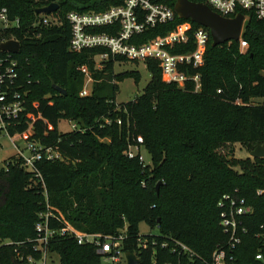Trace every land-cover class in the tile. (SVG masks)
<instances>
[{"label":"trees","instance_id":"16d2710c","mask_svg":"<svg viewBox=\"0 0 264 264\" xmlns=\"http://www.w3.org/2000/svg\"><path fill=\"white\" fill-rule=\"evenodd\" d=\"M120 1L58 0L56 11L38 14L36 10L52 0H0V8L7 7L10 18L19 21V26L0 28V42L20 41L13 57L28 92L25 110L10 132L24 131L33 123L30 139L61 154L60 159L37 161L38 172L28 171L17 157L5 160L0 169V264H25L19 256L33 253V248L20 242L37 236L40 214L47 212L55 215L49 221L54 228L69 225L102 235L125 229L123 250L139 257L140 264H197L180 247L173 251V240L205 259H211L218 246L226 247L229 238L218 205L225 194L244 198L253 207L243 217L248 231L228 264H263L256 255L264 252V235L259 236L264 234V158H229L220 148L238 142L251 150L264 144V21L252 15L246 23L245 51L239 41L212 46L210 39L204 64L188 69L201 73L200 91L191 81L185 87L167 82L158 62L147 59L143 63L150 80L143 92L118 103L117 79L135 76L138 82L139 73H116L114 68L132 60L110 57L103 68H96L100 49L70 50L67 15L73 10H104ZM175 2L171 0L173 6ZM184 21L176 16L138 41L164 35ZM194 48L192 37L175 51ZM81 65H88L95 79L87 96L80 94L86 81ZM62 120L86 130L62 133ZM129 145L144 147L150 165L130 158ZM140 222L159 233L140 235ZM144 241L147 247L141 245ZM164 242L167 247H162ZM49 251L59 256L60 264H110L96 245L80 244L70 235L53 238Z\"/></svg>","mask_w":264,"mask_h":264},{"label":"built area","instance_id":"2783aa9c","mask_svg":"<svg viewBox=\"0 0 264 264\" xmlns=\"http://www.w3.org/2000/svg\"><path fill=\"white\" fill-rule=\"evenodd\" d=\"M193 1L205 3L212 10L227 18H235L240 13L243 15V28L238 40L241 51H245L248 47V43L243 39V32L250 17L254 15L264 21V0ZM176 16L178 15L171 0H121L120 3L112 4L100 11L73 10L67 15L71 26L70 50L100 49L99 54L95 57V67L99 69L105 66V62L110 57L120 56L138 62L153 59L158 62L167 82L185 87L186 83L191 81L197 92L201 90L202 75L200 72L191 74L188 69L189 67L198 68L204 64L207 45L211 39L209 28L202 25L194 27L193 22L186 19L184 22L177 23L164 35L155 36L142 42L138 41L140 36L149 30L174 21ZM0 21L4 24L3 28L19 26L18 19L10 18L7 7L0 8ZM43 22L48 24V19L45 18ZM103 28H108V31ZM192 37L195 43L193 50L175 51L177 46L188 44ZM1 53L0 150L1 139L3 135H6L15 149L13 155L22 159L23 166L28 171L38 172L37 161L43 158L60 159L61 154L55 147L44 146L30 139L35 129L33 123H29L24 131L13 134L10 132V127L18 123L17 119L25 110V99L28 92L23 90V85L20 82L19 61L13 57L15 54L8 51H1ZM79 69L86 77L80 94L87 96L92 91L95 79L88 65H81ZM68 121L74 123L72 130H86V127H81L72 120ZM106 122L109 123L110 120L107 119ZM118 123L121 124V120H118ZM21 141L25 143L24 146L19 145ZM140 148L139 145H129L126 154L130 158L139 157L140 162L147 166ZM218 205L222 208L220 224L229 238L227 246H218L212 253L211 259L201 257L178 240H173L175 244L172 248L173 251L180 247L181 252L188 253L197 264H228L233 259V251L242 243V236L248 231L243 217L252 213L253 207L244 198L231 194H225ZM50 217H55V215L52 212L41 213L40 221L36 224L37 236L20 242L21 245L30 243L33 248V253L20 254L19 257L26 261L25 264H49L50 242L59 235L74 236L80 244L96 245L98 253L103 256V261L106 263L127 264L126 252L123 250V242L127 238L125 229L116 235L83 233L69 225L58 228L51 227ZM261 228H264V225ZM263 235V233L259 234V236ZM168 244L164 242L162 247H167ZM141 245L147 247L146 241ZM256 259L261 260L264 264V252H259Z\"/></svg>","mask_w":264,"mask_h":264},{"label":"water","instance_id":"95a60500","mask_svg":"<svg viewBox=\"0 0 264 264\" xmlns=\"http://www.w3.org/2000/svg\"><path fill=\"white\" fill-rule=\"evenodd\" d=\"M58 8V0H52L49 5L38 8L36 12L38 14H50ZM174 9L180 18L191 20L209 28L212 46L240 39L244 20L241 13L235 18H227L212 10L207 4L193 0H176ZM20 47L21 43L16 39L0 42V50L4 52L18 54ZM53 87L63 94L66 93V90L58 85H53ZM250 156L264 158V144H257L250 152ZM160 184L161 182H158L157 191H159ZM126 259L127 264H140L141 262L140 258L132 252H126Z\"/></svg>","mask_w":264,"mask_h":264},{"label":"rangeland","instance_id":"374dc122","mask_svg":"<svg viewBox=\"0 0 264 264\" xmlns=\"http://www.w3.org/2000/svg\"><path fill=\"white\" fill-rule=\"evenodd\" d=\"M3 27H4V24L0 21V28H3ZM98 63H99V60H98ZM129 69H135L136 71H138L139 81L137 82V79L135 76H125L124 78H121L119 80L117 79L119 91L116 94V101L118 103L127 102L135 98L139 94H141L143 92L144 87L147 85V83L150 80V74L143 62L133 63L132 61H128L125 63L116 64L114 68L116 73L120 71H124V70H129ZM113 82L114 81L112 80V83ZM72 124L74 123L69 122L68 120H62L59 123V130L62 133L68 132L73 129ZM19 145L24 146L25 143L21 141ZM140 150L143 153V156L146 160L147 165H150L151 160L149 157V153L144 147H141ZM252 150L253 149L251 150L249 148L247 149L244 145L238 142L234 144L227 143L220 148V152L223 155L229 158L235 157V159H246L247 157H251L250 151ZM14 153H15V149L12 147V144L10 143L9 139L6 137V135H3L1 139V150H0V169L2 167H5L6 165L5 160L9 159L10 157L12 158L15 157L13 155ZM159 182H161L162 184V181H159ZM139 233L142 236L148 235V234H158L159 230L158 228H152L146 222H140L139 223ZM7 240L8 239H5L3 241H7ZM48 261H49V264H60L59 256L56 254H49Z\"/></svg>","mask_w":264,"mask_h":264}]
</instances>
